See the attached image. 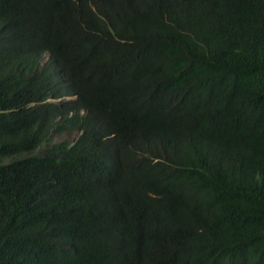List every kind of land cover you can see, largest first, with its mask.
<instances>
[{"label":"trees","instance_id":"16d2710c","mask_svg":"<svg viewBox=\"0 0 264 264\" xmlns=\"http://www.w3.org/2000/svg\"><path fill=\"white\" fill-rule=\"evenodd\" d=\"M0 264H264V0H0Z\"/></svg>","mask_w":264,"mask_h":264},{"label":"clouds","instance_id":"9594fccd","mask_svg":"<svg viewBox=\"0 0 264 264\" xmlns=\"http://www.w3.org/2000/svg\"><path fill=\"white\" fill-rule=\"evenodd\" d=\"M24 26L32 28L31 31H27V30L24 31L25 37L32 43L36 44L43 52L39 65L37 63V70L38 71L42 70L44 72L50 70L47 67V64L50 61H53V56H54L53 52L49 48L50 46L48 44L39 43V39H40L38 36L39 30L33 28L29 22H26ZM69 100L75 101L77 100V96L76 95L65 96L59 99H52L50 101L57 105L63 101H69ZM111 138L114 139L115 134H112ZM215 145L216 144H214V140L208 134L207 128L197 127L192 132H190V135L187 139L174 141L171 146L172 149L175 150V152L178 155L185 152L188 155H190L192 158L199 160L200 164H202L203 162L209 160V157L214 152H216Z\"/></svg>","mask_w":264,"mask_h":264},{"label":"rangeland","instance_id":"374dc122","mask_svg":"<svg viewBox=\"0 0 264 264\" xmlns=\"http://www.w3.org/2000/svg\"><path fill=\"white\" fill-rule=\"evenodd\" d=\"M76 135H77L76 133L69 134V135H55L52 138V141L53 142H58V141L65 140V139L73 140V139H75ZM39 153H40V151H36L34 154H39Z\"/></svg>","mask_w":264,"mask_h":264},{"label":"bare ground","instance_id":"6f19581e","mask_svg":"<svg viewBox=\"0 0 264 264\" xmlns=\"http://www.w3.org/2000/svg\"><path fill=\"white\" fill-rule=\"evenodd\" d=\"M172 147V146H171Z\"/></svg>","mask_w":264,"mask_h":264}]
</instances>
